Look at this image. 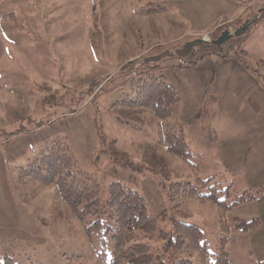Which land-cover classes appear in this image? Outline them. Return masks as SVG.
Segmentation results:
<instances>
[{"label": "rangeland", "instance_id": "rangeland-1", "mask_svg": "<svg viewBox=\"0 0 264 264\" xmlns=\"http://www.w3.org/2000/svg\"><path fill=\"white\" fill-rule=\"evenodd\" d=\"M226 31L233 36L214 43ZM194 41L187 56L177 55ZM164 53L156 63L180 102L160 121L122 101L128 72ZM159 122L183 130L198 171L158 143ZM55 140L99 181L103 197L118 181L147 201L156 233L129 234L122 250L143 243L165 264H200L187 248L164 250L162 233H174L177 221L204 232L212 264L224 235L216 200L171 199L169 187L191 182L202 194L215 187L229 202L264 187V0H0L1 260L126 264L114 260L113 233H89L91 219L79 221L52 184L20 173ZM254 219L257 227L236 228ZM226 222L230 262L264 264V196L228 211Z\"/></svg>", "mask_w": 264, "mask_h": 264}, {"label": "trees", "instance_id": "trees-1", "mask_svg": "<svg viewBox=\"0 0 264 264\" xmlns=\"http://www.w3.org/2000/svg\"><path fill=\"white\" fill-rule=\"evenodd\" d=\"M156 62L144 61L140 67L128 72L131 76L124 84L129 87L130 93L124 94L122 104L131 108H148L155 117L163 121L172 116L180 102V96L175 87L167 82L161 67ZM209 116V109L205 106L202 117L209 118ZM157 138L158 143L165 146L169 154L181 157L191 169L198 171L190 159L188 142L182 129H168L163 122H159ZM116 163L123 167H135L129 163L119 161ZM20 169L23 176L31 177L41 184H52L56 197L74 210L79 221L86 222L90 218L91 222L86 226L89 233L93 230L99 233H113V240L117 244L115 262L125 259L126 264H165L160 256L153 255L151 248L146 244L135 243L126 250L121 249L129 234L140 231L151 237L158 229L157 220L147 213L148 204L145 198L128 185L118 181L110 183L106 197H103V189L99 181L90 173L78 169L74 156L61 140L48 144L34 160ZM209 181L197 179L198 184L205 186ZM231 188L232 184L224 189L228 197L231 196ZM211 190V193L202 194L198 186L191 182H176L169 187L171 199L182 194L201 202L216 200L219 224L224 235L219 242L218 253L212 264H232L227 252L230 234V227L226 222L227 212L241 204L263 197L264 187H255L241 193L232 202L218 199V190L215 187H211ZM259 223L258 219L251 222L238 220L236 228L247 231L257 227ZM174 228L172 234L162 233V237L166 240L164 250L187 248L189 251L197 252L200 264H207L210 253L204 240V232L194 224L177 221L174 223ZM0 264L20 263L9 255L1 260L0 254ZM176 264L196 263L182 259Z\"/></svg>", "mask_w": 264, "mask_h": 264}, {"label": "water", "instance_id": "water-1", "mask_svg": "<svg viewBox=\"0 0 264 264\" xmlns=\"http://www.w3.org/2000/svg\"><path fill=\"white\" fill-rule=\"evenodd\" d=\"M247 28H248V25H245L244 27L239 28V30H237V32H235V35H239L240 33L244 32ZM227 36H228V37H231V36H233V35H232L229 31H226V32L223 34V36H222L220 39L214 41V43H216V44H220V43L223 41V39L226 38ZM199 42H200V41H194V42H190V43L186 44V45L184 46L183 49H180V50L177 51V55H178V56H181V57L187 56V55L190 53V51H191V49L193 48V46H194L195 44L199 43ZM165 54H167V53H164V54H161V55H158V56L149 57V58L145 59V62H146V63H149V62H156V61H159V60H161V58H162Z\"/></svg>", "mask_w": 264, "mask_h": 264}, {"label": "flooded vegetation", "instance_id": "flooded-vegetation-1", "mask_svg": "<svg viewBox=\"0 0 264 264\" xmlns=\"http://www.w3.org/2000/svg\"><path fill=\"white\" fill-rule=\"evenodd\" d=\"M244 26H245V25H244ZM244 26H242V27H244ZM242 27H241V28H242Z\"/></svg>", "mask_w": 264, "mask_h": 264}]
</instances>
